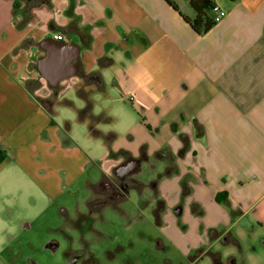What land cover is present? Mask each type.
<instances>
[{"label": "crops", "instance_id": "1", "mask_svg": "<svg viewBox=\"0 0 264 264\" xmlns=\"http://www.w3.org/2000/svg\"><path fill=\"white\" fill-rule=\"evenodd\" d=\"M168 1L177 10L166 0H0V200L4 184L24 182L36 211L74 200L81 228L105 207L123 214L134 195L155 219L156 247H172L178 264H246L256 257L246 240L264 236V0H212L226 16L205 33L182 18L195 15L187 0ZM116 175L138 188L93 206Z\"/></svg>", "mask_w": 264, "mask_h": 264}, {"label": "rangeland", "instance_id": "2", "mask_svg": "<svg viewBox=\"0 0 264 264\" xmlns=\"http://www.w3.org/2000/svg\"><path fill=\"white\" fill-rule=\"evenodd\" d=\"M76 105L81 104L76 102ZM60 110L67 112L69 109ZM99 142L101 141L98 140V144ZM6 186L27 188L24 182H10L3 185L2 194ZM85 194H88L85 188L78 190V195ZM131 197L123 206V214L105 207L103 221L86 218V224L81 228L74 223L76 219L72 199L55 201L47 208H41V211L29 206V218L20 221L21 227L17 237L10 238L9 246L0 250V261L3 264H67L69 254L79 252L82 258L77 264H86L85 258L90 252L104 260L107 252H111L114 258L106 260L103 264H178V254L172 247H156L155 238L158 237V232L155 219L148 209H139L134 195ZM80 209L86 214L89 211L84 204H81ZM9 210L4 209L6 218L23 215L25 211L19 207H14L12 213ZM24 221L30 223L29 228L23 227ZM94 230L101 232L103 236ZM50 243L55 245L54 250L52 246L48 247ZM245 248L248 253L254 251L256 255L246 264H264V236L248 238ZM213 250L233 252V247L224 248L217 245ZM200 264L212 263L207 258Z\"/></svg>", "mask_w": 264, "mask_h": 264}, {"label": "clouds", "instance_id": "3", "mask_svg": "<svg viewBox=\"0 0 264 264\" xmlns=\"http://www.w3.org/2000/svg\"><path fill=\"white\" fill-rule=\"evenodd\" d=\"M29 192L23 186L5 187L3 190L2 207H0V250L8 247L10 238L15 239L21 227L20 221L29 218L27 199ZM19 207L24 209L23 215H17L14 218H6L4 209ZM0 264H3L0 261Z\"/></svg>", "mask_w": 264, "mask_h": 264}, {"label": "trees", "instance_id": "4", "mask_svg": "<svg viewBox=\"0 0 264 264\" xmlns=\"http://www.w3.org/2000/svg\"><path fill=\"white\" fill-rule=\"evenodd\" d=\"M26 2L27 8L36 7L46 3L47 0H24ZM168 4L174 9L177 10V6L166 0ZM191 9L194 11L193 18H187L182 16V18L190 25V27L196 31L197 33H205L207 32L212 26H214V22L212 20L211 8L214 5L212 0H187ZM110 63L109 60H102L101 65H108ZM90 111V104L88 103L82 112H89ZM93 120H98V118H93ZM184 146L186 145V139L181 136L180 137ZM216 201L218 203L226 204V198H222L221 194L216 197ZM211 234V231H210Z\"/></svg>", "mask_w": 264, "mask_h": 264}, {"label": "flooded vegetation", "instance_id": "5", "mask_svg": "<svg viewBox=\"0 0 264 264\" xmlns=\"http://www.w3.org/2000/svg\"><path fill=\"white\" fill-rule=\"evenodd\" d=\"M101 184H103V186H106L107 192L108 194H106V198L105 199H96L93 203V206L95 207H100L103 208L105 206V204H111V203H116V201H119L121 199H124L126 197L127 194H118L120 192H126L128 190L129 186L132 187H136L138 188V183L135 180H132L129 178V176H120V175H116V177L112 178V179H104ZM100 184V185H101ZM100 191H102V189H99ZM180 212L181 211V205H178L175 208V212ZM52 246V248H56L55 245L53 243H50L48 245V247ZM69 258L67 261V264H77L80 259L82 258V256L80 255L79 252H71L69 254ZM86 264H89L88 262H85ZM230 264H233V262L230 260L229 261ZM220 264V263H218Z\"/></svg>", "mask_w": 264, "mask_h": 264}, {"label": "built area", "instance_id": "6", "mask_svg": "<svg viewBox=\"0 0 264 264\" xmlns=\"http://www.w3.org/2000/svg\"><path fill=\"white\" fill-rule=\"evenodd\" d=\"M212 20L216 24L220 22L225 16L226 12L217 5H213L211 8ZM53 38L57 41H61L63 37L60 34L53 35Z\"/></svg>", "mask_w": 264, "mask_h": 264}, {"label": "water", "instance_id": "7", "mask_svg": "<svg viewBox=\"0 0 264 264\" xmlns=\"http://www.w3.org/2000/svg\"><path fill=\"white\" fill-rule=\"evenodd\" d=\"M54 250V248H52Z\"/></svg>", "mask_w": 264, "mask_h": 264}]
</instances>
